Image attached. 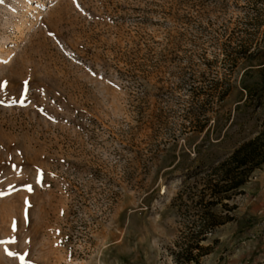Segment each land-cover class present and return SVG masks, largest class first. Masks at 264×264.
<instances>
[{
  "label": "rangeland",
  "instance_id": "1",
  "mask_svg": "<svg viewBox=\"0 0 264 264\" xmlns=\"http://www.w3.org/2000/svg\"><path fill=\"white\" fill-rule=\"evenodd\" d=\"M255 17L247 0H0V264H176L190 199L263 129ZM243 189L201 264H264V165Z\"/></svg>",
  "mask_w": 264,
  "mask_h": 264
},
{
  "label": "trees",
  "instance_id": "2",
  "mask_svg": "<svg viewBox=\"0 0 264 264\" xmlns=\"http://www.w3.org/2000/svg\"><path fill=\"white\" fill-rule=\"evenodd\" d=\"M249 6L256 13L253 25L258 28L264 24V15L259 5L264 6V0H247ZM260 46L264 40L258 42ZM251 45L246 49L247 58H252L256 54L251 51ZM264 47V46H263ZM259 54H264L259 48ZM257 53V54H258ZM264 72V63L260 65ZM246 92L251 93V88L246 87ZM219 140V139H217ZM264 165V123L263 129L253 139L242 142L235 151L226 159L221 161L211 176L209 183L200 192L191 198L194 209L198 213V220L190 222L180 240L175 245L173 257L176 264H201L203 258L213 252L214 247L205 246L216 230L229 222L233 218L228 214L223 217L218 208L228 210L229 202L236 196L243 193V188L249 182L253 173L261 169ZM199 207V209H197ZM231 211V209H229ZM217 242V241H215Z\"/></svg>",
  "mask_w": 264,
  "mask_h": 264
},
{
  "label": "snow or ice",
  "instance_id": "3",
  "mask_svg": "<svg viewBox=\"0 0 264 264\" xmlns=\"http://www.w3.org/2000/svg\"><path fill=\"white\" fill-rule=\"evenodd\" d=\"M28 190L30 191L31 189L29 188ZM8 254H9V255H13V253H11V252H9Z\"/></svg>",
  "mask_w": 264,
  "mask_h": 264
}]
</instances>
